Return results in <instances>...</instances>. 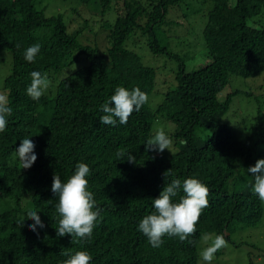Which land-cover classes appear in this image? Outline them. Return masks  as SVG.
<instances>
[{"label": "trees", "instance_id": "16d2710c", "mask_svg": "<svg viewBox=\"0 0 264 264\" xmlns=\"http://www.w3.org/2000/svg\"><path fill=\"white\" fill-rule=\"evenodd\" d=\"M50 1L0 0V64L6 55L11 59L0 93L13 109L0 133V264H63L77 251H87L90 264H226L230 250L241 246L232 240L236 230L255 228L264 215L247 172L264 159V114L258 106L253 124L231 129L226 119L232 100L246 93H224L232 77L264 72V0H77L82 14L70 19L48 12ZM194 3L204 20L199 49L205 64L186 72L196 42L179 17L171 25L168 13L174 17ZM107 12L115 20L104 26ZM94 16L101 19L97 32L90 26ZM34 44L40 53L29 63L24 55ZM33 71L50 81L36 101L26 94ZM117 87H138L148 102L126 125H103L101 106ZM161 128L173 146L159 154L146 151ZM25 138L37 156L26 170L16 154ZM117 150L135 163L118 159ZM78 163L91 170L87 190L101 213L91 239L72 243L71 236L56 235L60 217L51 185L54 174L67 182ZM187 178L210 191L192 243L165 236L153 248L139 222L152 214V200L165 184ZM180 195L182 189L173 202ZM32 211L45 225L36 233L28 228ZM216 235L227 246L204 261L202 252ZM246 264H256L250 254Z\"/></svg>", "mask_w": 264, "mask_h": 264}, {"label": "clouds", "instance_id": "9594fccd", "mask_svg": "<svg viewBox=\"0 0 264 264\" xmlns=\"http://www.w3.org/2000/svg\"><path fill=\"white\" fill-rule=\"evenodd\" d=\"M40 47L39 44H34L27 48L24 59L29 63L35 62L40 53ZM30 75L31 83L26 89V94L36 101L49 88L50 81L46 74L42 75L39 71H33ZM148 99V95L138 87L131 91L124 87H117L109 101L101 106L104 115L101 116L100 123L113 127L117 123L126 125L133 112L139 111ZM12 112L8 96L0 93V133L6 131L8 117L12 115ZM172 146V138L161 128L147 141L146 151L159 154ZM34 148L35 145L29 138L21 140L16 150L21 169L31 168L36 161ZM116 156L118 159L126 157L129 163H135V157L130 153L126 154L123 150H117ZM168 172L169 170L163 174L164 177L168 175ZM247 172L254 176L253 193L264 202V159L257 160L255 166H250ZM90 174L91 170L87 164L78 163L75 165L74 174L67 182H62L60 176L56 174L52 178L51 192L58 198L56 212L60 217L56 235L63 237L67 234L71 236L72 243L90 240L100 217L101 209L97 207L93 193L87 190L89 181L86 177ZM181 189L183 195H180L178 202H173V198L180 194ZM209 194V188L198 179L187 178L183 182L180 179H173L165 184L158 198L152 200L154 211L142 218L138 231L147 237L153 248L161 247L165 236L178 237L181 242L187 240L191 244L189 237L196 233V225L202 211L209 206ZM48 202L51 203V200ZM27 219L34 221L33 224L28 225L33 233L37 232L38 227L43 229L45 226L35 211L29 212ZM203 238L208 240L211 235H205ZM226 246L227 241L223 235H216L212 245L202 252V259L211 262L214 254ZM91 260L92 257L87 251H77L69 255L63 264H90Z\"/></svg>", "mask_w": 264, "mask_h": 264}, {"label": "rangeland", "instance_id": "374dc122", "mask_svg": "<svg viewBox=\"0 0 264 264\" xmlns=\"http://www.w3.org/2000/svg\"><path fill=\"white\" fill-rule=\"evenodd\" d=\"M44 2L45 0H41L40 6H42ZM50 2L51 7L48 9V12L56 13L59 11L64 13L68 18L70 16V18H76L82 14L80 11H77V9L81 7L77 0H51ZM192 6L193 8L186 9L184 7L180 11L178 10L177 12H174V17H172L173 12L171 13V16L168 13L170 21L173 22L171 25L175 26L176 23L174 22H178L177 18L179 17V21H183L180 23L181 26L184 25V27H189V30L187 31L189 32V37L192 38L191 41L196 42L195 51L192 53L190 52L189 54L193 57V59H191L189 62H186V72L193 71L199 66L205 64V59H202L200 55V49L204 50L202 38H200L201 28L204 26V20L202 18L201 12H199L198 5L194 3ZM202 9L204 10L205 6H203ZM183 14L185 16H183ZM91 20L93 21V24L91 22L90 26L95 27V31L97 32V28L99 25H101V19L99 22L97 17L94 16ZM114 20V14L107 12L103 18V25L105 26L106 23H113ZM167 22L169 23L168 20ZM168 29L173 28L168 27ZM87 34L85 32L84 35H86L90 40L93 39L91 34ZM195 38H198V40ZM144 54L145 52L143 55ZM159 65L161 66L162 63L160 62ZM173 68L174 65L171 64L167 71L162 74L167 76L169 70H172ZM10 69L11 59L10 56L6 55L5 62L0 64V83L1 80L3 83L4 78L10 73ZM159 81H161V78H159ZM1 88L2 84L0 86V89ZM226 88L227 89L224 92L226 94L236 89L246 93L242 96H236L232 100L226 119V123L229 124L231 129L236 130L238 125L248 128L251 124H253V118L256 117L258 106L260 107L261 112L264 114V72L256 77L246 80L238 77H232L229 85ZM222 95L223 94H220V97H222ZM235 234L236 235L234 236L236 239L232 238V240L241 243V246L236 253H234L233 250H230L231 255L228 256V261L226 264H246L248 262L249 254L251 255V259L256 262V264H264V215L261 223L255 228L237 229ZM258 260H260V262H257Z\"/></svg>", "mask_w": 264, "mask_h": 264}]
</instances>
